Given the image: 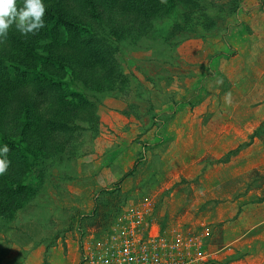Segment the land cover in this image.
I'll list each match as a JSON object with an SVG mask.
<instances>
[{
  "label": "rangeland",
  "instance_id": "374dc122",
  "mask_svg": "<svg viewBox=\"0 0 264 264\" xmlns=\"http://www.w3.org/2000/svg\"><path fill=\"white\" fill-rule=\"evenodd\" d=\"M42 2L0 37V264H78L128 209L264 264V0Z\"/></svg>",
  "mask_w": 264,
  "mask_h": 264
},
{
  "label": "built area",
  "instance_id": "2783aa9c",
  "mask_svg": "<svg viewBox=\"0 0 264 264\" xmlns=\"http://www.w3.org/2000/svg\"><path fill=\"white\" fill-rule=\"evenodd\" d=\"M82 245L78 264H206L196 239L180 228L164 229L143 211L121 212L104 233Z\"/></svg>",
  "mask_w": 264,
  "mask_h": 264
},
{
  "label": "clouds",
  "instance_id": "9594fccd",
  "mask_svg": "<svg viewBox=\"0 0 264 264\" xmlns=\"http://www.w3.org/2000/svg\"><path fill=\"white\" fill-rule=\"evenodd\" d=\"M44 12L42 0H23V7L19 10L16 0H0V37L7 36L12 25H15L22 36L36 34L44 28ZM8 151L7 144L0 145V175H4L10 166Z\"/></svg>",
  "mask_w": 264,
  "mask_h": 264
},
{
  "label": "trees",
  "instance_id": "16d2710c",
  "mask_svg": "<svg viewBox=\"0 0 264 264\" xmlns=\"http://www.w3.org/2000/svg\"><path fill=\"white\" fill-rule=\"evenodd\" d=\"M56 11H58L57 9H56ZM56 14H53V16H55L57 19H59L60 21H62L63 20V18H64V15H62L60 12H55Z\"/></svg>",
  "mask_w": 264,
  "mask_h": 264
}]
</instances>
